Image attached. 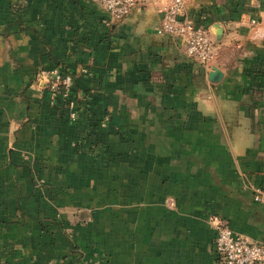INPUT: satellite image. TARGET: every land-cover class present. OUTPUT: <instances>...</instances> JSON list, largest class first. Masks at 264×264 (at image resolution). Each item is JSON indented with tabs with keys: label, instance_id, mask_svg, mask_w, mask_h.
Segmentation results:
<instances>
[{
	"label": "crops",
	"instance_id": "0c3cea01",
	"mask_svg": "<svg viewBox=\"0 0 264 264\" xmlns=\"http://www.w3.org/2000/svg\"><path fill=\"white\" fill-rule=\"evenodd\" d=\"M162 4L0 0V264H220L213 219L264 245V0H182L209 67Z\"/></svg>",
	"mask_w": 264,
	"mask_h": 264
},
{
	"label": "built area",
	"instance_id": "2783aa9c",
	"mask_svg": "<svg viewBox=\"0 0 264 264\" xmlns=\"http://www.w3.org/2000/svg\"><path fill=\"white\" fill-rule=\"evenodd\" d=\"M102 8L112 21L124 18L136 5H144L155 0H99ZM160 19L156 33L178 38L186 57L205 67H209L216 54V47L210 38L208 29L197 26L186 17L181 16L182 0H161ZM252 23L254 21H251ZM48 89L52 96L57 87L63 89L66 96L71 88L69 74H61L58 69L48 72ZM73 117V115H71ZM254 199L258 200L264 191L254 189ZM215 237L214 255L220 264H264V245L250 242L240 235L233 234L221 221L213 219Z\"/></svg>",
	"mask_w": 264,
	"mask_h": 264
},
{
	"label": "water",
	"instance_id": "95a60500",
	"mask_svg": "<svg viewBox=\"0 0 264 264\" xmlns=\"http://www.w3.org/2000/svg\"><path fill=\"white\" fill-rule=\"evenodd\" d=\"M220 32L221 31L219 30V28L218 29L216 28V30L214 31V35L218 37ZM221 75L222 73L218 70V68L212 66L208 71V80L211 82H216L220 79Z\"/></svg>",
	"mask_w": 264,
	"mask_h": 264
},
{
	"label": "trees",
	"instance_id": "16d2710c",
	"mask_svg": "<svg viewBox=\"0 0 264 264\" xmlns=\"http://www.w3.org/2000/svg\"><path fill=\"white\" fill-rule=\"evenodd\" d=\"M59 72L61 73V74H65V72L63 71V70H59ZM256 77V76H255ZM257 79H259V82H262L263 80V78H262V75H260V77H256L255 78V80H257ZM71 88H72V84H71ZM71 88H70V90L68 91V93H67V95L64 97V96H62V92H63V89L60 87V86H58L57 87V90L55 91L56 93H55V95H54V100H57V101H59V100H61V101H64L66 98H68L70 95H71ZM66 101V100H65Z\"/></svg>",
	"mask_w": 264,
	"mask_h": 264
}]
</instances>
